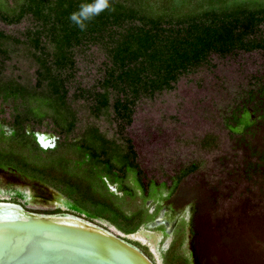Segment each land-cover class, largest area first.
<instances>
[{
  "label": "rangeland",
  "instance_id": "rangeland-1",
  "mask_svg": "<svg viewBox=\"0 0 264 264\" xmlns=\"http://www.w3.org/2000/svg\"><path fill=\"white\" fill-rule=\"evenodd\" d=\"M22 2L0 0V13L13 18ZM32 28L28 16L20 22L0 20V32L8 37L0 40L8 51L7 56H0L1 85L11 82L26 88L35 85L38 65L24 36ZM75 60V83L67 85L69 98L76 87L92 88L102 75L99 70L105 62L103 48L93 43ZM263 86L264 52H237L222 58L213 55L209 66L182 76L173 90L147 95L136 103L132 123L123 134L131 141L139 171H125L122 178L118 170L114 176L110 175L115 181L126 177L127 189H121V196L116 191L103 193L95 188L97 182L103 181L107 186L112 182L104 169L98 172L96 168L91 169L87 177L78 176V172L72 170L92 161L88 148L94 150L95 143L90 146L82 141V147L76 152L67 153L65 147L59 150L62 159L46 167L48 175L43 176V181L28 182L20 177L23 182L13 185L6 174L0 173V202L15 203L5 190L10 186L20 188L29 197L36 193L42 196L54 193L53 199L61 203L67 198L63 204L67 211L122 237L130 234L126 237L148 247L156 264L165 263L163 260L169 250L184 256L190 251L197 252L194 254L197 261L189 258L192 264L194 261L198 264H264ZM2 94L0 91V151L8 150V154L3 155L2 151L0 160L5 165L21 167L22 172L33 177L38 173L35 166L24 162L20 154L40 165L52 161L55 153L34 154L33 146H21L16 140H8L15 115L23 110L22 104H28L29 111L20 115L22 129L27 126L26 131H31L29 125L33 129L44 126L59 134V128L53 114L42 111L39 102L32 103L30 98H25L22 104L21 100L11 102L12 98ZM72 107L79 121L75 132L66 136V140L58 135L63 146L74 137L83 136L80 132L87 125L95 126L105 139L120 143L112 114L89 116V102L81 99H75ZM240 118L242 125L236 122ZM245 126L251 128L245 130ZM192 164L196 170L177 182L179 174ZM169 200L175 208L174 214L179 211L176 218L185 220L181 221L185 232L174 238L170 246V234L162 238L157 231L162 228L155 229L163 224L161 219L165 215H173L165 205ZM33 203L28 205L30 212L43 215L58 212L45 203ZM153 203L162 206L159 213L147 218L155 221L145 227L143 216L145 211L152 212ZM191 228L198 232L197 251L190 242L188 230Z\"/></svg>",
  "mask_w": 264,
  "mask_h": 264
},
{
  "label": "trees",
  "instance_id": "trees-1",
  "mask_svg": "<svg viewBox=\"0 0 264 264\" xmlns=\"http://www.w3.org/2000/svg\"><path fill=\"white\" fill-rule=\"evenodd\" d=\"M263 1L108 0L109 6L96 14L92 6L99 0H23L13 18L0 13V20L20 22L26 16L31 20L32 31L24 36L38 65L36 83L32 88L14 82L0 84V91L12 98L11 102L21 100L22 104L30 98L32 103L42 104L41 110L53 114L65 140L79 121L72 107L75 99L89 102V116L112 114L119 144L105 139L92 125L82 127L80 134L90 146L95 143L94 150L88 148L93 161L89 162L96 167L104 164L109 175L118 170L122 178L125 171H139L131 141L123 134L132 123L138 100L173 90L179 78L209 66L213 55L222 58L237 52H264ZM74 13L83 30L70 19ZM7 38L0 32V40ZM93 43L104 51L102 75L92 88L76 87L69 98L67 85L75 83V59ZM7 52L0 42V56ZM22 105L23 110L13 119L11 137L26 144L20 115L29 111V105ZM240 120H236L238 125L243 123ZM35 169L38 173L34 176L48 175L46 167ZM195 170L194 164L185 168L177 182ZM174 254L170 250L165 264H185Z\"/></svg>",
  "mask_w": 264,
  "mask_h": 264
},
{
  "label": "water",
  "instance_id": "water-1",
  "mask_svg": "<svg viewBox=\"0 0 264 264\" xmlns=\"http://www.w3.org/2000/svg\"><path fill=\"white\" fill-rule=\"evenodd\" d=\"M0 264H155L123 237L80 216L0 203Z\"/></svg>",
  "mask_w": 264,
  "mask_h": 264
},
{
  "label": "flooded vegetation",
  "instance_id": "flooded-vegetation-1",
  "mask_svg": "<svg viewBox=\"0 0 264 264\" xmlns=\"http://www.w3.org/2000/svg\"><path fill=\"white\" fill-rule=\"evenodd\" d=\"M28 123L29 122H27L26 124H28ZM26 127L27 126H25L24 129H23V131H24L23 132L24 133V136L23 137H25V141L27 142L26 144H24L25 142L23 143L24 140H21V139H12L11 136L13 135L12 133L14 131V130H12V128L9 129L10 131H9V134H8L9 135V139L8 140H10V141L16 140V141H18V144L21 145V146L23 144L24 145H28V146H33V147L35 146L36 149L33 152L34 154H38L39 153V154H43V155L46 156V155L55 153V154H52L53 155V158H52L53 160L52 161H47L45 163H42L41 162L40 165L37 164L36 162H33V161L28 160L25 155L19 153L24 162L30 163L31 165H34V166L47 167L49 165H52L56 161H58V160L60 161V159H62L61 158L62 153H58L60 149L63 150V148L65 147L66 150H67V153L69 151H72V150L74 152H76V149L79 150L82 147V144H81L82 141L85 142V139L83 138V136H81L80 138H75L74 137L72 140L69 141V143H67L66 145L63 146L61 144L60 140H59V137H58V135L59 136H61V135L58 134L56 130L55 131H52L51 129H48L47 127H44V126H41L39 128H34L33 129L29 125L28 128H31L30 129L31 131H26ZM3 134L6 135V136H8L6 134V130H3ZM4 135L1 134V137H5ZM2 151H3V155L8 154V152H7L8 150H2ZM2 151H0V155L2 154ZM56 152H57V154H56ZM87 160H88V158H87ZM103 166H104V164H103ZM103 166L102 165H99V166L96 167L94 164H91L89 162V160H88V164L85 165L84 167H76V168L72 167V170H74L75 172H78L77 173L78 176L79 175H82V176L87 177V176H89L90 172L92 171L91 169H94L95 170V168H96L95 172H98V170L100 168L103 169ZM70 167H71V164H70ZM101 172L103 173V170H101ZM0 173L6 174L8 176L7 178L11 181V184L14 183L13 185H18L17 182L22 183L23 181L20 180L21 178L23 180H25V181H28V182H35V181H37L36 179H38L40 181H43L45 179L44 178L42 180L41 178L39 179V178H36L34 176L33 177L32 176H28L26 173L22 172L21 167L20 168L19 167L17 168V167L5 165L1 160H0ZM106 175H107V177H109L111 179L109 181H112V182H109L108 186L103 181L97 182V183L94 182V183L97 184L96 186L94 185L95 188L97 190L103 192V193H105V192L111 193V191H116L117 192L116 194L119 195V196H121L123 188H126L127 189V187H126V185H127L126 184V181H127L126 177H124L125 179L115 181L114 178H111L108 173H106ZM117 186H119V187H117ZM119 188H120V191L118 192V189ZM5 190H8V192L10 193V195H12V202H15V203L18 202L19 204L21 203L18 206L22 207L23 209L27 210L28 212H30L29 210H31L28 207L29 203L34 204L33 202L36 201V202L45 203V205H49V206L53 207V209H52L53 211H58L56 214H51V215L68 214V215H73V216H80V215H77L75 213L69 212V211H67L65 209V206L63 204L65 203V201L67 200V198L64 195L63 196L66 198V200H64L63 203H61L60 201L53 199V194L54 193L53 194H50V195H46V196H42V195L36 193V195L34 194L33 196H30L29 197L26 193H24L23 191H21V189L18 188V187L16 188L14 186H10V187L5 188ZM173 194L174 193H172L170 195L171 196L170 200L172 199ZM170 200L165 205H167L169 207V211H171L173 213L174 217H173L172 214L165 215L163 217V219H161V221H162L163 224L158 225L155 228V229L162 228V230H157L158 232H160L162 238L163 237H166V236H169V234H170V236H171V242H170L169 246L172 245V242H173V239L174 238L181 237L183 235L182 232L183 233L185 232V228H183L184 223L181 222V221H184L185 222V220L182 217L176 218V216H177V214H178L179 211H177L174 214L175 208L173 207V205H172L173 203L170 202ZM0 203H9V202H0ZM15 203H10V204H15ZM15 205H17V204H15ZM152 206H153L152 212L145 211V214L143 216V218L146 219L145 224H144L145 227L147 226V224L152 223V222L155 221V219L149 221V220H147V218L150 217L151 215L153 216L157 212L159 213V211L161 209L160 207L162 206V204L153 203ZM135 210L132 211V212H135ZM61 211H65V212H62L61 213ZM192 215H193V213H192ZM91 222H93V221H91ZM192 222H193V217L190 218V222L189 223L192 224ZM106 230L111 231L110 229H106ZM188 232L190 234V242H192L191 244L195 247V251H197L198 250L197 248L199 246L198 241L196 240L197 237H198L197 236V233L198 232H196V230H194L193 228L189 229ZM117 235H119V234H117ZM129 235L130 234H127L123 238L125 240H127L129 243H131L132 245H134L135 247L139 248L153 263L156 264V262L154 261V259L151 256L150 251L148 250V247H146L145 245L141 244L140 241H134V240L126 237V236H129ZM169 246H168V250L170 249ZM169 251L167 252V255H168ZM194 254H197V252L194 253V252H191L190 251L189 254L188 255H185V256L182 253L177 254V252H175L174 255H175V257L178 256L179 258H182L185 261V264H192L190 262L189 258L194 257ZM194 258L197 261V255ZM196 261H194V264H198ZM164 262H165V260H163V263Z\"/></svg>",
  "mask_w": 264,
  "mask_h": 264
},
{
  "label": "clouds",
  "instance_id": "clouds-1",
  "mask_svg": "<svg viewBox=\"0 0 264 264\" xmlns=\"http://www.w3.org/2000/svg\"><path fill=\"white\" fill-rule=\"evenodd\" d=\"M108 6H109L108 5V0H99V2L95 6H92V8H93V11L96 14H98L100 11L104 10ZM70 19H72L73 21H75L81 27V30H83L84 25L77 19V15L75 13L72 14V16L70 17Z\"/></svg>",
  "mask_w": 264,
  "mask_h": 264
},
{
  "label": "bare ground",
  "instance_id": "bare-ground-1",
  "mask_svg": "<svg viewBox=\"0 0 264 264\" xmlns=\"http://www.w3.org/2000/svg\"><path fill=\"white\" fill-rule=\"evenodd\" d=\"M171 218V217H170Z\"/></svg>",
  "mask_w": 264,
  "mask_h": 264
}]
</instances>
